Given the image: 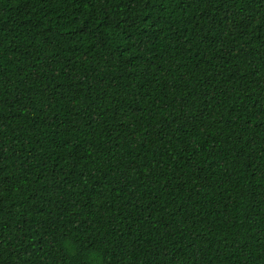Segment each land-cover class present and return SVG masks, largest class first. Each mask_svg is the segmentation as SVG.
I'll use <instances>...</instances> for the list:
<instances>
[{
	"label": "trees",
	"instance_id": "obj_1",
	"mask_svg": "<svg viewBox=\"0 0 264 264\" xmlns=\"http://www.w3.org/2000/svg\"><path fill=\"white\" fill-rule=\"evenodd\" d=\"M0 264H264V0H0Z\"/></svg>",
	"mask_w": 264,
	"mask_h": 264
}]
</instances>
